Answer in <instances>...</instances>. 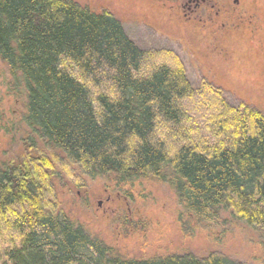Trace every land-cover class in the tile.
Wrapping results in <instances>:
<instances>
[{
  "label": "trees",
  "instance_id": "obj_1",
  "mask_svg": "<svg viewBox=\"0 0 264 264\" xmlns=\"http://www.w3.org/2000/svg\"><path fill=\"white\" fill-rule=\"evenodd\" d=\"M0 61L23 85L30 142L0 164L6 264H243L217 252L124 260L68 219L50 180L72 168L150 179L172 189L183 226L264 235L262 109L193 85L171 53H145L115 17L72 0H0Z\"/></svg>",
  "mask_w": 264,
  "mask_h": 264
},
{
  "label": "rangeland",
  "instance_id": "obj_2",
  "mask_svg": "<svg viewBox=\"0 0 264 264\" xmlns=\"http://www.w3.org/2000/svg\"><path fill=\"white\" fill-rule=\"evenodd\" d=\"M72 1L115 17L145 53H171L193 85H215L231 104L264 111V0H219L196 21L183 16V0ZM26 101L22 83L0 61V164L18 158L24 144H30L23 125ZM59 173L60 179L50 184L64 214L124 260L217 252L243 264H264L262 233L241 224L183 226L182 207L165 184L142 179L119 185L76 168ZM9 233L15 234L0 231V264L7 263L3 255Z\"/></svg>",
  "mask_w": 264,
  "mask_h": 264
},
{
  "label": "flooded vegetation",
  "instance_id": "obj_3",
  "mask_svg": "<svg viewBox=\"0 0 264 264\" xmlns=\"http://www.w3.org/2000/svg\"><path fill=\"white\" fill-rule=\"evenodd\" d=\"M183 16H189L188 20L196 21L199 16L207 14V10L211 11L216 8L219 0H183ZM236 3V1H235ZM216 14V13H215Z\"/></svg>",
  "mask_w": 264,
  "mask_h": 264
}]
</instances>
